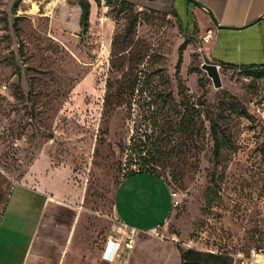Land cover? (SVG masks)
Here are the masks:
<instances>
[{
    "label": "rangeland",
    "instance_id": "1",
    "mask_svg": "<svg viewBox=\"0 0 264 264\" xmlns=\"http://www.w3.org/2000/svg\"><path fill=\"white\" fill-rule=\"evenodd\" d=\"M88 3L83 30L78 0H0V221L24 211L29 185L71 199L57 220L67 230L80 213L81 264H102L108 236L116 261L134 243L124 230L151 226L177 249L264 264V73L219 68L216 89L204 35L168 0ZM47 241L32 264H55ZM9 244L0 237V264L21 254Z\"/></svg>",
    "mask_w": 264,
    "mask_h": 264
},
{
    "label": "crops",
    "instance_id": "2",
    "mask_svg": "<svg viewBox=\"0 0 264 264\" xmlns=\"http://www.w3.org/2000/svg\"><path fill=\"white\" fill-rule=\"evenodd\" d=\"M168 1L171 9L174 8L176 11L183 30L190 32L198 29L201 36L211 31L212 38L208 42H203L204 53L211 63L234 67L264 65V0ZM191 1L196 2L198 6H194ZM78 13L76 22H73L74 28L79 24L80 12ZM24 187L36 195L32 194L23 200L18 198L16 203H22L24 211L10 215L11 218L6 224L3 218L0 221V237L5 244L10 243L12 249L21 253L15 262L5 264H32L37 258L35 245L39 235L42 241L48 240L50 245H54L55 264H81V261H84L82 254L87 251H81L79 239L73 242L78 237L76 230L80 213L71 212V221L67 230L62 228L57 220L59 213L57 211L64 207V202L71 203V199L54 198L29 185ZM33 212L36 214L34 218L30 216ZM163 226L165 227L166 223ZM155 229L154 226L146 230L126 228L123 234L134 236L133 247L131 250L125 249L117 262L102 259L106 241L113 239L112 236H108L100 246L98 260L102 264H181L179 250L174 243L175 235L156 237L150 233ZM59 237L62 240L61 245H59ZM125 238L122 237L123 242ZM145 240H150L151 243ZM119 244L118 253L122 252V243ZM143 246L150 249L146 258L141 253ZM48 258L53 260L52 256Z\"/></svg>",
    "mask_w": 264,
    "mask_h": 264
},
{
    "label": "trees",
    "instance_id": "3",
    "mask_svg": "<svg viewBox=\"0 0 264 264\" xmlns=\"http://www.w3.org/2000/svg\"><path fill=\"white\" fill-rule=\"evenodd\" d=\"M78 6L80 8L79 26H80V28L85 30L87 28V25H88V16H89L88 0H78ZM172 15H173V17H175L178 20L177 15H176L174 10H173ZM179 62H180V60H178V62H177V67L179 65ZM217 65H219V64H217ZM219 68L236 69L239 71L247 72V74H253L256 76H261L262 73H264V65H260V66H239V67L219 65ZM210 134H211V139L213 141V153H212L213 159H217L218 155L220 154V151L222 150V148L224 146V141L222 140V138L220 136L219 137L217 136V133L213 127H211ZM133 174H141V170L140 169L135 170L130 175H133ZM142 174H150V175L157 176L151 172H146V173H142ZM130 175H128V176H130ZM128 176H126L125 178H127ZM219 179H220V177H219ZM7 199H8V195H7V198L4 202V206L1 210L0 218H1L2 213L5 210ZM178 250H179L181 264H232V259L225 253L217 254V253H210V252H202V251H198V250H195L192 248H188L185 250H181V249H178ZM255 250H258V248H256Z\"/></svg>",
    "mask_w": 264,
    "mask_h": 264
},
{
    "label": "built area",
    "instance_id": "4",
    "mask_svg": "<svg viewBox=\"0 0 264 264\" xmlns=\"http://www.w3.org/2000/svg\"><path fill=\"white\" fill-rule=\"evenodd\" d=\"M211 38H212L211 31H207L202 37V41L208 42ZM216 66H217V69H219V65L216 64ZM119 245L120 244L116 241L107 240L105 243L103 252H102V259L107 260L109 262L113 261L119 250ZM124 247L128 249H132L133 247L132 239H128L127 241H125ZM239 264H255V262L252 259H244V260H241Z\"/></svg>",
    "mask_w": 264,
    "mask_h": 264
},
{
    "label": "water",
    "instance_id": "5",
    "mask_svg": "<svg viewBox=\"0 0 264 264\" xmlns=\"http://www.w3.org/2000/svg\"><path fill=\"white\" fill-rule=\"evenodd\" d=\"M194 6H198L196 2L191 1ZM201 69L206 73V76L210 79L214 88L218 89L221 87V80L216 64L203 63Z\"/></svg>",
    "mask_w": 264,
    "mask_h": 264
}]
</instances>
